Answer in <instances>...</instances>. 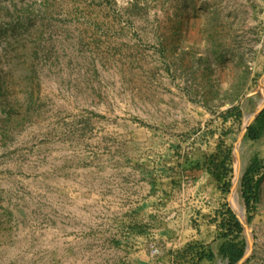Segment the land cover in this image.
Wrapping results in <instances>:
<instances>
[{
  "label": "rangeland",
  "instance_id": "rangeland-1",
  "mask_svg": "<svg viewBox=\"0 0 264 264\" xmlns=\"http://www.w3.org/2000/svg\"><path fill=\"white\" fill-rule=\"evenodd\" d=\"M242 1L0 0V264H189V244L216 254L223 206L236 264H264V136L245 138L264 21Z\"/></svg>",
  "mask_w": 264,
  "mask_h": 264
},
{
  "label": "trees",
  "instance_id": "trees-1",
  "mask_svg": "<svg viewBox=\"0 0 264 264\" xmlns=\"http://www.w3.org/2000/svg\"><path fill=\"white\" fill-rule=\"evenodd\" d=\"M263 136L264 108L247 127L245 138L251 141H257ZM229 163V151L223 153L220 150L219 145L217 150L206 159V168L212 178L221 183L220 188L222 191L228 190L229 184L226 178L230 173ZM259 169L260 163L258 159L254 157L246 168L241 179V193L248 214L251 211H254L257 203L259 180L254 177L259 172ZM248 220L250 221V217ZM217 227L219 230V243L216 254L208 245L198 242L189 244L184 252L189 256V260L187 261L189 264H212L216 257L226 261L227 264H236L243 257L245 242L241 236L242 227L229 208L222 207L219 212V222Z\"/></svg>",
  "mask_w": 264,
  "mask_h": 264
},
{
  "label": "crops",
  "instance_id": "crops-1",
  "mask_svg": "<svg viewBox=\"0 0 264 264\" xmlns=\"http://www.w3.org/2000/svg\"><path fill=\"white\" fill-rule=\"evenodd\" d=\"M242 2L245 3L249 15L252 17L247 21H264V0H245ZM233 9L236 7L233 6Z\"/></svg>",
  "mask_w": 264,
  "mask_h": 264
},
{
  "label": "bare ground",
  "instance_id": "bare-ground-1",
  "mask_svg": "<svg viewBox=\"0 0 264 264\" xmlns=\"http://www.w3.org/2000/svg\"><path fill=\"white\" fill-rule=\"evenodd\" d=\"M261 104H262V102H261ZM264 104V103H263ZM233 203H234V205H235V207H236V209L238 210V212H239V215H240V217L242 218L243 217V208L241 207V205L239 204V201H238V198H237V195H236V193H234V195H233Z\"/></svg>",
  "mask_w": 264,
  "mask_h": 264
},
{
  "label": "water",
  "instance_id": "water-1",
  "mask_svg": "<svg viewBox=\"0 0 264 264\" xmlns=\"http://www.w3.org/2000/svg\"><path fill=\"white\" fill-rule=\"evenodd\" d=\"M260 111H261V110H260ZM260 111H259V112H260ZM259 112H258V113H259Z\"/></svg>",
  "mask_w": 264,
  "mask_h": 264
}]
</instances>
